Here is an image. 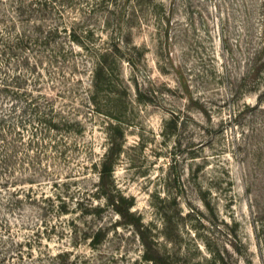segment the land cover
Masks as SVG:
<instances>
[{"label":"rangeland","instance_id":"374dc122","mask_svg":"<svg viewBox=\"0 0 264 264\" xmlns=\"http://www.w3.org/2000/svg\"><path fill=\"white\" fill-rule=\"evenodd\" d=\"M0 264H264V0H0Z\"/></svg>","mask_w":264,"mask_h":264}]
</instances>
